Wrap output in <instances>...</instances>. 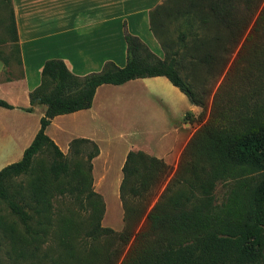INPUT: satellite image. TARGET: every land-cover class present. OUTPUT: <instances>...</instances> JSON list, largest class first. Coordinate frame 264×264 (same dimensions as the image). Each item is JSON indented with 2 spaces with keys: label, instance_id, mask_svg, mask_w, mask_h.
<instances>
[{
  "label": "trees",
  "instance_id": "1",
  "mask_svg": "<svg viewBox=\"0 0 264 264\" xmlns=\"http://www.w3.org/2000/svg\"><path fill=\"white\" fill-rule=\"evenodd\" d=\"M262 2L184 0L181 5L169 8L168 13L180 18L191 14L199 24L212 22L216 26L212 39L216 43L225 36L237 44L246 35L241 56L216 88L210 107L205 95L198 94L182 75L178 50L166 52L160 59L138 37L126 31L123 67L107 62L98 73L77 76L61 59L45 61L40 85L29 94L30 106L23 109L32 113L37 105L46 107L40 128L23 150L21 159L0 170V202L18 220L25 234L38 233L31 223L35 218L37 226L43 224L39 218L50 209L53 196L74 198L84 193L88 198L96 196L87 187L92 181L91 161L98 155L97 146L87 139H74L70 143L71 155L67 157L46 134L51 121L57 116L90 109L96 90L102 85L120 86L136 79L164 77L191 105L201 109L196 118L187 113L186 120L198 125L206 121L205 125L194 132L182 151L177 166L180 177L175 180L181 184V191L167 205H156L148 212L145 225L136 233L128 230L120 233L116 237L118 246L102 254L99 264H264ZM161 9L164 8L157 6L150 14L152 31V16L159 19V27L163 28ZM3 28L20 55L12 7ZM179 42L186 45L184 33L180 34ZM211 59L215 60L214 55L208 53L199 62L210 67ZM193 62L190 68L195 66ZM0 108L13 110L15 106L0 99ZM84 144L91 146L85 152V170L74 174L71 159L82 153ZM43 152L49 157L48 165L43 173L34 174L35 160ZM171 172L172 168L162 160L140 150L130 151L122 167L121 188L126 189L124 194L143 198L152 188L163 184ZM22 176H29L32 181L23 185L19 181ZM69 178L76 179L72 183ZM218 183L228 187L220 204L215 196ZM113 234L110 228L98 223L87 232L93 240Z\"/></svg>",
  "mask_w": 264,
  "mask_h": 264
},
{
  "label": "rangeland",
  "instance_id": "2",
  "mask_svg": "<svg viewBox=\"0 0 264 264\" xmlns=\"http://www.w3.org/2000/svg\"><path fill=\"white\" fill-rule=\"evenodd\" d=\"M173 2L169 5L168 0H164L162 4L150 9L149 14L157 6L164 8L159 12L163 28L159 27V19L154 20L152 16L154 31H150L153 39L138 38L160 59L164 58L166 52L178 50V59L183 66L182 75L198 94L205 95L210 107L216 88L241 56L246 35L237 44L220 35L222 38L216 43L212 39L216 26L212 22L203 25L192 18L191 14L181 15L180 18L168 13L169 8L184 3V0ZM9 7L13 8V0L10 3L0 0V84L24 77L15 44L3 28L9 15ZM181 33L186 35V47L179 42ZM260 38L264 40V31ZM168 48L170 50L166 51ZM208 53L215 58L210 60V67L199 62V58ZM191 62L195 66L190 68ZM29 79L38 83L29 86L33 91L40 85L41 74L39 76L36 70H32ZM163 82L165 85L158 88H151L142 80L134 81L130 85L102 87L91 112H84L73 118L61 117L49 128L47 135L67 157L71 155V141L82 139L72 138L68 142L72 134H83L94 139H87L98 148V155L91 161L92 181L87 191H93L96 196L88 198L85 193L74 198L68 195L53 196L50 209L39 218L43 224L37 226L35 218L31 223L38 233L29 236L25 234L18 220L10 214L6 205L0 202V264H99L102 254L118 246L116 237L120 233L126 230L136 233L145 225L148 212L156 205H167L172 196L181 191V184L175 181L180 177L177 172L178 164L169 165L172 168L169 177L163 184L152 188L146 197L133 198L128 193L124 194L126 189L121 188L122 167L128 152L141 150L150 155L154 151L161 152L173 144L171 138L174 136V128H180V122L187 121L190 102L183 94L182 99H179L168 90L167 86L171 84L166 80ZM177 93L181 94L179 90ZM0 99L23 107L21 109L28 105L21 86L0 88ZM161 99L166 102L165 105ZM43 110L41 105L31 114L20 109L0 108V170L21 159L23 150L32 142L25 144L29 136L38 125L40 128L39 115ZM201 125H205V122L199 125L195 123L192 127ZM90 149L89 144L82 145V153L71 159L74 174L85 170V152ZM48 162L46 152L38 155L33 173H43ZM75 179L69 178L72 183ZM19 181L27 185L32 179L22 176ZM85 185L88 186L89 182ZM227 190V186L218 183L215 189L217 204L225 200ZM97 223L110 228L114 232L113 236L91 239L87 232Z\"/></svg>",
  "mask_w": 264,
  "mask_h": 264
},
{
  "label": "crops",
  "instance_id": "3",
  "mask_svg": "<svg viewBox=\"0 0 264 264\" xmlns=\"http://www.w3.org/2000/svg\"><path fill=\"white\" fill-rule=\"evenodd\" d=\"M163 1L13 0L20 65L24 77L21 80L1 83L0 88L21 86L28 99V105L24 108L26 109L30 106L29 94L32 91L29 86L37 83L29 79L30 73L32 70H36V74L40 76L44 62L49 59H61L68 69L77 76L98 73L107 62H113L118 67H123L126 63L125 31L139 38L150 37L153 39L150 31L149 11L153 6L162 4ZM263 4L264 2H262V6ZM140 80L146 81L151 88L164 86L163 80L168 82L164 77H153L136 79L123 85H130L134 81ZM106 86L112 85H102L96 90L90 109L55 117L47 127L46 134L49 128L61 117L73 118L81 113L91 112L96 104L99 90ZM167 88L179 99H182V93L178 94L177 88L172 85L167 86ZM161 101L163 102L162 99ZM163 103L166 104V102ZM37 106L33 109L36 110ZM43 107L44 110L39 115L40 118L46 109L45 106ZM21 108L23 107L15 106V109L23 111ZM200 111L199 107L193 105L189 109V113L194 118L198 116ZM193 124L188 121H181L180 128H174L172 131L174 134L171 138L174 141L173 144L165 147L161 152L154 151L152 155L146 154L162 160L167 165H177L185 145L199 128L192 127ZM38 129L39 125L25 144H29L33 140ZM72 138L90 139L83 134L74 133L68 142Z\"/></svg>",
  "mask_w": 264,
  "mask_h": 264
}]
</instances>
